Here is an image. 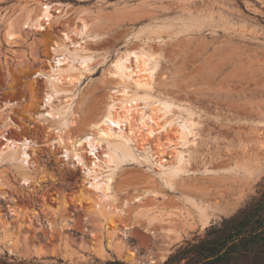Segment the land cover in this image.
Here are the masks:
<instances>
[{
	"label": "rangeland",
	"instance_id": "rangeland-1",
	"mask_svg": "<svg viewBox=\"0 0 264 264\" xmlns=\"http://www.w3.org/2000/svg\"><path fill=\"white\" fill-rule=\"evenodd\" d=\"M46 6L49 16L23 24ZM10 23L20 28L13 38L6 35ZM56 45L88 50L84 68L71 64L79 70L74 80L59 79L64 93L50 96L51 104L67 105L70 140L62 142L80 146V162L60 147L58 115L41 109L47 82L58 78L51 67L66 66L54 57ZM140 50L156 53L143 55L156 64L149 86L142 85L149 74L139 71L140 58L126 54ZM109 107L126 118L100 127L120 133L133 154L113 168L114 198L89 185L108 171L105 145L88 148L85 140L96 139L93 124ZM3 136L17 141L13 150L26 139L32 180L24 183L15 163L0 162V264H130L120 249L137 254L134 264H163L216 235L211 226L241 216L264 193V0H0V145ZM175 157L184 167L177 173L182 184L164 188L162 167ZM242 157L253 159L252 180L233 163ZM138 195L140 202L132 200ZM194 202L222 214L201 226ZM121 205L127 215H88ZM136 211L156 218L148 230ZM168 229L178 238L166 237ZM230 264H264V239Z\"/></svg>",
	"mask_w": 264,
	"mask_h": 264
},
{
	"label": "bare ground",
	"instance_id": "bare-ground-1",
	"mask_svg": "<svg viewBox=\"0 0 264 264\" xmlns=\"http://www.w3.org/2000/svg\"><path fill=\"white\" fill-rule=\"evenodd\" d=\"M47 9H48V7L46 6L44 11L42 10L41 12L40 11L37 12L38 14L36 13L37 15H36L35 19L31 18V13L26 14V18L24 19V21L22 19L23 24H26V23L28 24V22L30 23L33 21L32 23L33 24L35 23L37 25L41 18L44 19L47 16H49L47 14V11H48ZM85 24L86 23H84V22L82 23V26H81L82 30H83V28H85ZM18 25L19 24H17V26L16 25L14 26L13 23L12 24L10 23L9 26L7 27L8 29L6 31V35L10 38H13L14 36H16V34H18L20 32V28ZM61 43H63V42H61ZM56 46L58 49L57 50H54L55 48L53 49L54 57L55 56H62L63 57L62 58L63 64L66 66H64L65 68L64 67L62 69L58 68L56 70L54 69V67H51L49 72H51V75H58V78L55 82L54 81L47 82V86H46L47 90H46V93L44 94V97L42 100L41 109L46 111V114L48 115V117L49 116L52 117L53 115H55V116L58 115V118L53 123V126L58 128V131L56 133V138L59 141L60 147L62 148V150H64L65 153H71V155H72L71 160H73V161L79 160V162H80L81 161L80 160V156H81L80 146L79 145L76 146L75 142H73V141L71 143L68 141L66 143L62 142L63 141L62 138L64 136H67V139L70 140V137H68V133L66 131H64V128L66 125L65 124V118H66V112H67V110H66L67 105L64 106L61 104H56V105L51 104L50 103V98H51L50 96L55 95V94L57 95L58 93H61V92L64 93V90H66V89H64V87L62 86L63 85L61 83L62 78L64 79L65 77H69L70 81L74 80V78H72V76H71V73L74 72V70H76V69L73 70L71 64L73 61L76 60L80 66V69L84 68L86 66L85 65L86 59L88 58L86 55L88 53V50H85V48H83V49L81 48L79 50H76V49L68 50L64 46H60V45H56ZM140 51H143V50H140ZM140 51L139 52L138 51H134V52L130 51L129 53H126V54L127 55H130V54L135 55L137 57V60L140 58V62L139 61L138 62L141 63L140 64L141 68L139 69V71L147 72L149 74V75H147L148 77H146L145 81H143L141 78V81H143L142 85L143 86H149V84H151L150 82L152 79L153 71H154V69H156L155 68L156 64L155 65L149 64L148 61L151 60V58L149 59V57L153 58L156 53L153 51H150V52H145V51L140 52ZM137 53H140V54L136 55ZM144 54L149 56L148 59H145L143 57ZM128 57H126L125 59H128ZM124 60H122V63ZM116 61H117L115 64L116 71L118 72L119 75L122 76L124 66L121 63V59L116 60ZM54 64H56V66H55V68H56L58 65H60V62H56ZM61 65H62V62H61ZM76 71L79 72V70H76ZM80 78H81V76H80ZM143 78H145V77L143 76ZM59 79H61L60 82H59ZM54 80H55V78H54ZM139 81L137 82V84L141 83ZM68 101H66V102H68ZM162 105L164 106V107H162V111L166 114L169 111V107L165 103H162ZM43 116H46V115H43ZM55 116L53 118H55ZM123 118L125 119L126 116L125 115L113 116L110 112V107H109L102 116H100L96 119L97 120L96 123L93 124V127H98V129H99V133H97L98 136L96 137V139H94L93 141H91V140L87 141V138L85 139L86 144H88V148H93L94 146H99L101 144L105 145V148H103L104 152L102 154L104 156L102 164L104 165V167L107 168L108 173L103 174L102 179H101L102 182L99 179L100 183H97V181H96L97 176L95 175L92 178L91 183L89 184L93 188H96V189L100 188L102 191L103 197L114 198L115 192L113 189H114V181L115 180H114V175H113V170H114L113 168L118 167L120 164H122L124 162H130L133 159V154H132L131 148L127 144L128 140L126 141L120 133H118V134H116L115 132L113 133L110 129L111 127L108 129V125H107V127H104V128H102L100 126L105 124L106 122H109V121L118 124V122L120 120H122ZM159 127H162V126H159ZM149 133H152V130H150ZM1 139L4 140L5 143L0 145V162L3 163L5 161V162L11 163V164L15 163L16 166H14V167H16V169L18 171L17 174H18V176H20L21 179H23L24 183H27L30 180H32L31 179L32 173H30L29 170H27L25 168V162L27 160V152H28V150H31L30 147H26V145H25V142H27L26 139H23L22 143L20 142V145L18 146V150L12 149V145L14 143H15L14 145H16V143H17L16 140H13L12 138L4 137V136L1 137ZM3 149H5L6 151L2 152ZM2 153H3V155H2ZM251 160H253V159L248 160V159H245V157H242V158H236V160L233 163H234L236 168L238 166L241 167L240 169L245 172V173L244 172L243 173L246 174L249 177V179L252 180L256 169H254L252 167V165H251L252 162L250 163ZM94 167H96V166H94ZM162 170L164 172H165V170L167 171L166 173H164V178L162 179L164 188L171 189V188H173V186H178V185L182 184V180L179 181V179L177 178V173L184 170V167L181 163V159L179 157H175V159L173 161H169L166 164H164V167H162ZM88 175L89 174H85V176H84L85 180H86V176L88 177ZM88 182H90V181H88ZM5 188H6V186L4 184H2L1 180H0V196L3 195V190ZM132 200L140 202L141 196H139V195L135 196L134 198H132ZM194 203H196V202H194ZM201 203H202V201H201ZM196 204H197V206L193 205L195 208L194 212H196V217H197V219L195 218V220H196L195 222H197L201 226H205L209 222H211L212 220L218 219L219 216L222 214V211L215 209L216 207L210 208V205L206 204V202H203V205L201 204L199 206H198V204H200V203L197 202ZM139 207L140 206L138 205L137 208H139ZM113 211L114 212H112L110 214L109 213L106 214V212L104 210H99L98 208L95 207V209L89 211L88 215L94 214L96 216H99L101 218L103 217L105 219H107L108 217L110 218V216L112 214H114V215L119 214L120 216L125 215V214L127 215V212L122 208V205L119 208L113 207ZM226 212H228V211H226ZM134 215L136 217H138V219L143 218V222L146 226L145 229H147V230H148L147 227L150 224H152L154 222V220H156L155 217L150 216L149 214L144 213V212L139 213L136 211ZM111 217H113V216H111ZM136 223H138V221H135L131 225H128V226L124 224L125 226H123V228H121L120 230L123 233L124 232L127 233V229H125V228L131 229V228H133V225ZM193 224H194V222H193ZM48 227L50 230H52L53 226L51 223H48ZM166 233H167L165 235L166 237H168V236L170 237V236L174 235L176 238H178V235H177L175 230L168 229L166 231ZM6 245L10 246L11 244L8 243ZM108 245H111V244L108 243ZM110 248H112V247H110ZM8 249H9L8 250L9 253L15 254L14 251H12L13 249L12 250L10 248H8ZM107 249H105V248L100 249V251L98 252V256L101 258H105L108 255L109 249L108 250ZM118 251H119V254L123 256L121 259L127 263L134 264V263L139 261L137 254L133 251H129L127 253L126 252L124 253L123 250H121V249L117 250V252ZM163 258L164 257L162 256L161 259L163 260ZM154 261H155V259L151 258L146 263L147 264H153Z\"/></svg>",
	"mask_w": 264,
	"mask_h": 264
},
{
	"label": "trees",
	"instance_id": "trees-1",
	"mask_svg": "<svg viewBox=\"0 0 264 264\" xmlns=\"http://www.w3.org/2000/svg\"><path fill=\"white\" fill-rule=\"evenodd\" d=\"M210 230H214L216 235L188 244L163 264H230L240 253L264 239V193L241 216L224 219L219 227L211 226ZM107 264L124 263L113 261Z\"/></svg>",
	"mask_w": 264,
	"mask_h": 264
}]
</instances>
